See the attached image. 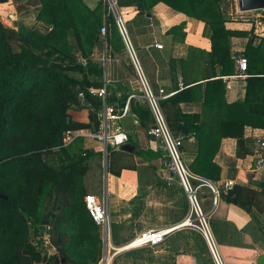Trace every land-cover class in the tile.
Wrapping results in <instances>:
<instances>
[{
    "label": "trees",
    "instance_id": "trees-1",
    "mask_svg": "<svg viewBox=\"0 0 264 264\" xmlns=\"http://www.w3.org/2000/svg\"><path fill=\"white\" fill-rule=\"evenodd\" d=\"M9 1L0 0V6ZM40 1L37 20L49 27L47 33L15 29L0 15V194L6 197H0V264H42L48 257L49 246L43 239L47 234L57 249V255L47 262L98 264L104 253L103 240L86 208L83 178V163L96 152L83 149L84 137L70 144L66 137L70 131H95L99 123L97 111L103 99L90 90L104 87V68L92 59L93 48L101 38L104 4L92 10L77 0ZM224 1L118 0L122 8L136 7L138 15L146 20L152 6L162 2L209 24L214 32L213 59L221 67V77L236 71V61L229 52L232 33L226 29L230 19L224 14ZM185 28L183 22L168 34L180 39L185 36ZM116 32L112 25L109 49L113 46L111 34ZM70 34L75 36L85 64L70 45ZM258 51L254 60L264 61ZM262 75L250 73L246 100L229 105L213 130L209 127L214 122L212 110L203 115L184 113L182 93L161 102L171 131L186 141H196L197 157L189 165L194 174L211 182L220 180L221 168L214 160L224 138L237 140L238 158L251 154L245 145L244 129L264 127ZM210 85H218L220 91L226 87L221 78L208 81L206 86ZM109 92V102L117 103L121 113L127 94L119 98L113 87ZM131 105L140 125L148 131L153 124L149 107L139 99L132 100ZM85 109L88 123L76 122L72 112ZM242 191L234 186L227 192V201L241 206L238 198Z\"/></svg>",
    "mask_w": 264,
    "mask_h": 264
},
{
    "label": "crops",
    "instance_id": "crops-1",
    "mask_svg": "<svg viewBox=\"0 0 264 264\" xmlns=\"http://www.w3.org/2000/svg\"><path fill=\"white\" fill-rule=\"evenodd\" d=\"M84 2L92 10L98 6L97 0ZM17 3H22V0H10L2 5L12 10L4 14L13 16L12 12H15L18 16L19 12L14 6ZM32 8L35 12L41 8L39 0ZM126 9L129 11L127 24L130 36L150 82L157 89H165L167 93H182L180 106L184 113L203 115L212 110L210 115L214 122L209 127L213 130L214 123L227 112L229 105L246 100L247 79L232 81L231 90L222 87L220 91L218 85L206 86L208 81L222 79L221 67L213 59L211 39L214 32L209 24L179 13L162 2L152 6L146 16L148 20L138 15L136 7ZM239 20L242 19L232 17L226 24V29L232 33L229 39L230 56L235 61L239 55L247 57L249 74L260 76L264 74V61L254 60V56L258 50L260 56H264V24L260 20L255 23ZM183 22L186 23L185 36L176 40L168 31ZM117 32L111 34L113 46L110 49L108 33L104 48V61L107 58L109 60L107 73L112 82L110 87L115 89L119 98L125 93L127 96L131 93L140 96L134 67ZM156 44L163 45V49H157ZM103 68L105 72V62ZM180 83H183L182 88ZM159 89L154 90L158 92ZM136 99L147 105L142 98ZM72 114L76 122L88 123L87 109ZM140 124V118L133 111L131 116L120 122L121 127L131 133V140L127 144L134 147L132 153L122 150L125 144L120 148H110L106 154L96 141L85 138L81 143L83 149L96 152L83 163L86 168L83 177L85 190L87 195L92 194L106 201L110 214V245L113 248L127 246L147 229H174L164 244L155 248L125 251L115 258L114 264H189V260L195 258L187 253H177L174 249L175 246L178 248L187 244L186 233L189 229L180 227L189 213L187 196L177 177L171 182L167 180L169 173L164 166L166 151L150 139L147 130ZM260 136H264V127L246 126L245 145L251 154L238 158L237 140L228 137L222 140L214 160L221 168V178L214 183L233 181L235 187L244 189L238 198L241 206L228 202V194L225 192L217 210L212 214V232L226 264H264V170H254L255 139ZM195 144L192 138L186 141L183 149L188 166L197 157ZM201 195L205 210L210 212L209 190L202 189ZM100 234L105 251L101 228ZM156 248L160 250L147 252L148 249Z\"/></svg>",
    "mask_w": 264,
    "mask_h": 264
},
{
    "label": "built area",
    "instance_id": "built-area-1",
    "mask_svg": "<svg viewBox=\"0 0 264 264\" xmlns=\"http://www.w3.org/2000/svg\"><path fill=\"white\" fill-rule=\"evenodd\" d=\"M103 1L106 12L104 16V25L101 28V36L106 41L111 25L116 27L134 67L135 77L141 95L139 96L135 93L129 94L121 113L118 111L119 105L117 103L109 102L111 96L109 87L112 85V82L108 78L109 60L107 58L106 61H104V87L100 90H90L91 94L97 95L99 98L103 99V106L97 111L98 126L95 131L68 132L66 137L67 144L72 143L78 137L88 138L96 141L107 154L110 148H120L129 143L131 137L129 133L121 127L120 122L132 115V100L136 98L145 100L153 119V124L147 131L148 136L153 142L159 144L160 147L166 151L164 166L169 173L167 180L171 182L177 177L189 202L188 217L182 221L180 227H192L197 217L201 224V231L210 248L214 263L226 264L210 229L207 218L209 217L210 219L212 217V214L217 210L220 204L222 194L230 191L235 183L233 181H227L223 184H217L194 174L190 170L183 152L186 140L182 136H176L171 131L161 106L163 100L171 98L176 93H167L163 88H160L158 92L154 90L142 67L137 50L130 36L127 24L129 11H127L126 8L120 7L118 0ZM156 48L161 50L163 49V45L156 44ZM236 64L237 71L235 74L222 77L227 90H231L232 81H245L250 77L249 61L247 57L242 55L237 56ZM180 87H183V83H180ZM255 160L254 170H264V136L256 137L255 139ZM204 188L208 189L211 195V210L209 214H204L203 207L201 206L203 201L201 191ZM85 203L90 216L104 234L105 251L98 264H114L115 258L125 251L160 246L164 244L174 230L171 228L147 229L137 235L127 246L113 248L110 245V214L106 206V201L101 200L95 195L89 194L85 197ZM44 243L49 247L47 250V260L42 264H46L50 257L55 254V249L53 250L49 241L47 240Z\"/></svg>",
    "mask_w": 264,
    "mask_h": 264
},
{
    "label": "rangeland",
    "instance_id": "rangeland-1",
    "mask_svg": "<svg viewBox=\"0 0 264 264\" xmlns=\"http://www.w3.org/2000/svg\"><path fill=\"white\" fill-rule=\"evenodd\" d=\"M77 1L83 3L86 7L89 8V6L84 2V0H77ZM97 1H98V4H101V3L104 4L103 0H97ZM18 2H20V0H18ZM37 2H38V0H31V1L30 0H27V1L22 0V3H17V5L15 4L14 5L15 8H17V11L19 12L18 16L16 15L15 12H12V14H14L13 16H8L7 14H4V12L12 11V10H10L8 8H3V6H0V15H1L2 19H4L6 24H8L9 26H11L15 29L21 28L23 31L36 30V31H39V33H47L49 31V27H47L46 25L41 23L39 20H37V14H38L37 11L39 12L40 8H37L36 12L32 8L33 6H35L37 4ZM39 2H40V6H41V1L39 0ZM21 4H24V5H21ZM222 6H223L224 14L228 19H231L232 17L234 19L239 18V19H242L239 21H249L251 23L259 22L258 20H260L263 23L262 19L264 16V11L241 13L239 10V6H238V0H225L224 3L222 4ZM105 12H106V7L104 4L103 16H105ZM7 17H9V18H7ZM20 19H22V20H20ZM69 43L73 47L75 52H77V56L80 57L79 59L83 63H85V61L81 58V53L79 51V48H78V45L76 42V38L73 34L69 35ZM105 46H106V41H104V39L100 38V42L93 48V53H92V58L95 61L101 63L102 66L104 64L103 61L105 60L104 55L106 56V51L104 49ZM201 206L203 207L204 214H209V212L206 211L204 208L203 201H202ZM207 220L209 222V226H210L211 231H213L214 225H213L212 217L210 219L208 217ZM187 229H189L188 232L186 233L187 244H183L182 247L178 246V248L175 246L174 247L175 252L187 253L190 257L195 258L193 260H189V264H215L213 257H212V254H211V251H210V248L208 246V243L205 239L203 232L201 231V224H200L199 219H197V217H196V219L194 221V225L192 227L187 228ZM180 248H182V249H180ZM159 250H160V248L148 249L147 252L151 253V252H157Z\"/></svg>",
    "mask_w": 264,
    "mask_h": 264
},
{
    "label": "water",
    "instance_id": "water-1",
    "mask_svg": "<svg viewBox=\"0 0 264 264\" xmlns=\"http://www.w3.org/2000/svg\"><path fill=\"white\" fill-rule=\"evenodd\" d=\"M238 6L241 13L264 11V0H238ZM122 150L132 153L134 147L127 144L122 147ZM0 197L6 199V197L1 194ZM46 264L51 263L47 262ZM61 264H66V261L62 260Z\"/></svg>",
    "mask_w": 264,
    "mask_h": 264
},
{
    "label": "bare ground",
    "instance_id": "bare-ground-1",
    "mask_svg": "<svg viewBox=\"0 0 264 264\" xmlns=\"http://www.w3.org/2000/svg\"><path fill=\"white\" fill-rule=\"evenodd\" d=\"M106 206H107V204H106ZM87 208V207H86ZM92 218V217H91ZM96 224V223H95ZM97 225V224H96ZM98 226V225H97ZM99 227V226H98ZM100 228V227H99ZM44 242L45 241H49V243L51 244V246H52V248H53V250L55 249V254L54 255H56L57 254V249L52 245V243H51V238H50V235H45L44 236ZM61 264V263H60Z\"/></svg>",
    "mask_w": 264,
    "mask_h": 264
}]
</instances>
